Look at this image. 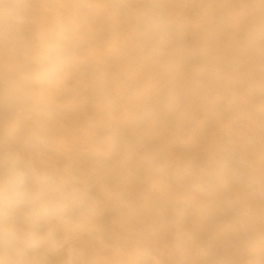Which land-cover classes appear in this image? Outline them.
I'll list each match as a JSON object with an SVG mask.
<instances>
[{"label":"clouds","instance_id":"obj_1","mask_svg":"<svg viewBox=\"0 0 264 264\" xmlns=\"http://www.w3.org/2000/svg\"><path fill=\"white\" fill-rule=\"evenodd\" d=\"M53 259L264 264V0H0V264Z\"/></svg>","mask_w":264,"mask_h":264},{"label":"bare ground","instance_id":"obj_2","mask_svg":"<svg viewBox=\"0 0 264 264\" xmlns=\"http://www.w3.org/2000/svg\"><path fill=\"white\" fill-rule=\"evenodd\" d=\"M154 144L157 147H164V148L169 147L168 138L166 136L159 137L156 141H154ZM111 215L112 213L110 210L106 211L105 213L106 222L110 219ZM199 236L201 240L207 243H210L211 245H213L214 247L218 249L224 246V242L221 239L215 237L212 232H202L199 234ZM52 264H55L54 259L52 261Z\"/></svg>","mask_w":264,"mask_h":264}]
</instances>
